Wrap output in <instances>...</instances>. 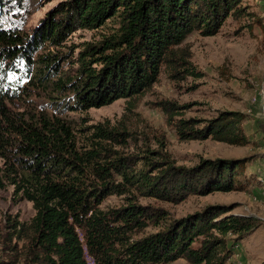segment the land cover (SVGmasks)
Returning a JSON list of instances; mask_svg holds the SVG:
<instances>
[{"label": "trees", "instance_id": "1", "mask_svg": "<svg viewBox=\"0 0 264 264\" xmlns=\"http://www.w3.org/2000/svg\"><path fill=\"white\" fill-rule=\"evenodd\" d=\"M20 1L0 0V19L8 18ZM242 1L61 0L32 35L0 21V57L31 63L44 45L59 47L71 33L100 28L113 20L115 29L80 53V65L73 74L62 72L49 81L50 71L65 55H37L38 68L43 70L36 72L39 83L68 95L52 98L60 99L70 111L100 108L142 95L157 82L162 67L169 69L172 78L198 77L188 50L179 56L175 48L192 33L213 36L229 17L247 16ZM96 54L94 61L100 68L92 67L88 59ZM12 95L8 89L0 93V189L12 186V199L30 202L35 213L29 223L4 217L12 238L29 237L22 264H87L86 255L94 264H169L179 259L187 264H225L232 254L226 237L242 239L260 227L256 217L228 215L223 206H208L155 234L133 240V233L159 226L162 213L136 205L103 211L99 206L107 196L121 195L129 187L144 197L176 203L189 195L245 191L248 183L242 178L247 161L204 160L192 169L170 166L156 176L149 174L157 168L150 161L145 170L129 172L121 159L104 160L107 154L102 152L106 150L102 143L79 153L71 126L57 115L13 113L3 103ZM158 105L181 141L248 144L241 113L220 112L204 122L175 120L179 107L169 102ZM93 128L101 141L125 136L102 126ZM111 170L123 182L115 184ZM11 250L17 252L16 247ZM5 264L18 262L13 258Z\"/></svg>", "mask_w": 264, "mask_h": 264}, {"label": "rangeland", "instance_id": "2", "mask_svg": "<svg viewBox=\"0 0 264 264\" xmlns=\"http://www.w3.org/2000/svg\"><path fill=\"white\" fill-rule=\"evenodd\" d=\"M60 1L21 0V4L13 6L8 18L3 17L0 21L19 33L32 35ZM241 7L247 15L244 18L229 17L213 36L192 33L175 48L179 56L188 50L189 63L198 77L181 75L183 79L172 78L169 69L162 67L157 82L138 97L120 99L85 111L68 110L60 99L52 98L68 95L55 93L36 78V72L43 71L38 68L37 55L57 54L58 58L65 55L59 59L58 67L50 71L49 81H55L62 72L73 74L79 68L80 53L88 45H98L115 29L116 22L109 20L103 27L71 33L59 47L44 45V49L32 57L31 63L23 58L13 61L0 57V93L8 89V93L13 94L10 99L3 100L13 113L57 115L71 126L79 153L102 143L106 149L102 152L107 154L104 160L121 159L129 172L145 170V163L150 161L157 163L156 169L149 170L152 176L170 166L192 169L204 160L247 161L242 178L248 183L245 191L189 195L174 203L144 197L128 187L121 195L107 196L99 208L110 211L136 205L148 212L159 210L164 218L159 221V226L150 225L141 233H133V240L155 234L172 221L199 213L208 206H223L229 211L228 215L256 217L261 220V225L251 235L242 239L232 235L226 237L227 248L232 254L225 264H264V0H243ZM98 56L88 58L92 67L100 68L94 61ZM67 100L70 105L71 99ZM164 102L179 107L175 120L204 122L215 119L220 112L241 113L245 116L242 127L248 144L236 147L211 139L181 141L158 105ZM96 126L125 133V136L98 140L94 136L96 130L93 127ZM111 174L115 184L123 182L117 171L111 170ZM12 194V186L0 189V262L5 264L15 258L22 264L30 247L29 237L12 238L5 229L4 217L29 223L35 213L30 202H15ZM14 247L17 252L11 250ZM85 259L87 264H94L88 255ZM169 264L187 263L179 259Z\"/></svg>", "mask_w": 264, "mask_h": 264}]
</instances>
